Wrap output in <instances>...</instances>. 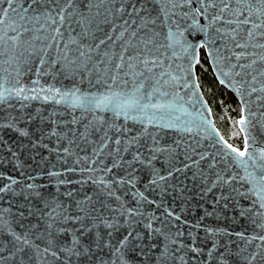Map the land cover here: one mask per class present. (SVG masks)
I'll use <instances>...</instances> for the list:
<instances>
[{
    "label": "water",
    "instance_id": "1",
    "mask_svg": "<svg viewBox=\"0 0 264 264\" xmlns=\"http://www.w3.org/2000/svg\"><path fill=\"white\" fill-rule=\"evenodd\" d=\"M29 3L30 0H14L15 13L9 11L5 15L0 12V20L4 21L0 24V36L7 33V42L0 41V91L5 97H8L9 90L13 93L11 98L0 101V125H7L0 126V188L11 184L12 180L17 181L11 184L10 190L0 192V227L8 225L0 231V264H21L22 256L24 264H64L63 253L58 252L60 259L45 253L44 241L34 235L30 238L40 246V253L28 261L31 250L27 254L17 253L13 237L14 234L23 235L30 225H37L39 233L45 232L48 223H52L55 229L68 231L79 227L71 220H61L56 213L82 216L83 212L78 207L80 202H84L82 207L97 210L93 215L99 213L107 222H119L116 240L129 231L134 236L139 233L133 244L140 247L126 252L127 264H178L171 254L160 260L165 243L173 249L178 244L165 241L161 235H149L147 227L151 220L152 228H163L165 234H174L176 228L162 223L170 219L166 218V210L181 215V221H174L184 232L179 242L191 245L194 238L195 247L203 249L197 254L187 247L182 248L176 253L177 257L183 255L185 258L179 264H248L249 260L251 264H264L259 255L255 260L251 259L253 254H264V239H261L264 237V208L260 207L257 195L249 193L242 196L233 191V188H238L240 192H248L249 184L231 179L237 173L241 176L245 173L216 157L219 145L213 146V137L209 134L213 130L220 136L222 134L198 84L197 64L191 61L195 67L188 70L190 62L179 54V49L176 50L177 55H173V51L165 46L169 28L165 14L158 11L164 4L155 0H94L98 7L89 9L86 0H79L78 12L85 13L90 23L82 22L79 26L75 22L71 26L66 23L60 28L63 35H59L53 30L58 25L52 24L46 16H41L39 21L32 18L39 5H34L33 10L27 13L22 11ZM133 5L136 6L135 11ZM141 6L145 10L142 11ZM8 7L5 0H0V8ZM48 7L53 6L50 4ZM121 7L124 12L118 10ZM168 8L171 9V4ZM175 11L180 12L181 9ZM21 15L26 19L21 20ZM149 15L153 19L158 15L160 18L155 25L149 23L146 32L142 28ZM81 19L77 14L76 20ZM149 37H152V43L146 45ZM101 40L104 43L101 44ZM210 47L219 48L221 55L217 56L215 51L210 55L205 49H199L198 59L202 51L217 84L236 100L239 108L245 106L246 115L248 112L253 114L248 117L254 125L248 127V151L256 156L258 164L264 165V159L259 156L264 151V63L260 62L264 49L235 48L232 41L227 42V50L224 42L220 41ZM242 52H246V56L237 61L235 56ZM223 56L232 59L225 60ZM144 60H158L159 63L145 65ZM253 60L257 63L252 64ZM237 63L244 68H234ZM222 72L229 75L223 76ZM236 72L240 75L237 76ZM113 76L117 78L114 89L130 92L143 83L141 93L154 94L151 103L171 102L174 110L153 113L148 109L146 114L133 113L143 115L144 123H140L131 116L125 119L123 115L116 116L110 111H88L72 106L73 94L83 97L106 92ZM220 79H224L225 84H221ZM18 87L25 89V95H37L39 98L16 96ZM161 92H166L167 96H161ZM143 102L148 103L147 100ZM150 118L153 123H149ZM169 124L170 128L167 127ZM186 128H191V133L185 131ZM20 130L27 131L29 136H20ZM53 132L56 134L52 135ZM241 137L244 141V134ZM33 143L37 146L32 147ZM153 147L157 149V158L150 167L133 163L137 177L134 187L112 184L113 180L127 176L125 169L137 151L141 159H145L150 157L148 149ZM201 154L206 159L198 166L175 173L179 180L169 178L160 181L162 185L181 184L184 186L183 194L177 191L161 199L156 185H151L155 192L149 188L151 176L158 180L159 176H167L170 168H183L184 164L190 163L187 157L199 160ZM114 162L120 167H113ZM213 164L215 166L210 167ZM109 168L111 171H106ZM252 170L250 166L249 171ZM49 171L60 175L49 177ZM193 172L198 173L195 180L192 179ZM216 173L229 182L222 180L211 192L202 194L203 189L217 182ZM201 176L204 177L203 182ZM101 179L111 185L114 196L104 194L108 189L103 183H94ZM28 184L42 185L37 189L41 195L32 193L26 187ZM256 191L264 195V182L258 178ZM134 193L147 199L137 204L139 197L134 198ZM222 195L231 198L219 199ZM87 197L91 200H86ZM217 199L219 203H216ZM53 209L56 210L53 212L55 220L44 215ZM136 209L140 214L128 215L129 210ZM249 209L246 215L241 214ZM205 212L213 215L206 216ZM184 220L191 225L199 222L201 227L189 228L183 224ZM83 222L92 223L91 220ZM207 228L217 232L214 239L218 246L211 257L207 253L212 248L213 239L206 238ZM100 231L108 229L102 224ZM66 236L67 232L60 239H66ZM141 251L145 255H141ZM103 255L109 260L112 258L107 250Z\"/></svg>",
    "mask_w": 264,
    "mask_h": 264
},
{
    "label": "snow or ice",
    "instance_id": "2",
    "mask_svg": "<svg viewBox=\"0 0 264 264\" xmlns=\"http://www.w3.org/2000/svg\"><path fill=\"white\" fill-rule=\"evenodd\" d=\"M5 2L9 5L7 9L0 8V12H3L5 15L8 14L9 11L15 13L17 11V7L14 4V0H5ZM156 3L164 4V7L160 8L158 11L165 14V20L167 21V27L169 31L166 34V40L168 43L165 45L167 48L173 51V55H177V49H179V54L184 58L189 60V69L195 67L191 61H195L196 64H199L200 61L198 59L197 53L199 49H205L206 51L211 53L213 51L216 52L217 56L221 55L219 48H211V45H215L218 41L224 42L225 50H227V42L232 41L233 46L235 48L247 49V48H260L264 49V0H155ZM79 0H30L28 6L22 11L24 13L33 10L34 5H39V9L34 11L33 19L39 21L41 16H46L47 20H50L52 24L58 25V27L53 30L59 34L63 35L60 32V28L64 26V24H68L71 26L73 22L77 23L79 26L83 23H90L88 17L83 12H78L77 5ZM86 3L91 9L92 7H98L94 0H86ZM52 5L53 7H48V5ZM168 4H171V9L168 8ZM196 5V7H190V5ZM181 9L180 12L175 11L176 9ZM187 8V10H183ZM121 12H124V8L121 7L118 9ZM136 10V6L133 5V11ZM141 10H145L143 6H141ZM55 13V15H53ZM77 14L82 18L81 20H76ZM131 15V13H128ZM159 15L156 19H153L150 15L145 18V24L142 30L147 32V26L149 23L155 25L159 20ZM21 20H25L26 17L21 15ZM47 22V21H46ZM4 21L0 20V24H3ZM174 29V30H173ZM25 31L27 29L25 28ZM158 35V34H157ZM7 33L3 36H0V41H6ZM14 39V38H11ZM55 39V37H53ZM243 41V43H241ZM100 43H104L103 40ZM152 43V37L146 41V45ZM67 47V45H65ZM99 47V45H97ZM246 56V52H242L240 55H236L235 59L239 61L240 59ZM179 58V57H178ZM123 59V57H121ZM225 60H231L232 57L223 56ZM215 62V58H213ZM260 62L264 63V55L260 57ZM143 63L145 65L151 63L153 65H157L159 63L158 60H144ZM257 63L256 60L252 61V64ZM119 69L120 65H116ZM234 68H244L242 64L233 65ZM251 67V65H249ZM150 70V69H149ZM162 75H168V73H162ZM223 76H228V72H222ZM236 75L239 76L240 73L236 72ZM112 84H107V91L100 93L99 95L93 94L91 96H83L78 97L73 94V107H79L86 109L88 111H110L113 112L116 116L123 115L125 119H128L130 116L134 120H138L140 123H144L143 115L136 116L133 113H141L146 114L148 109H151L153 113L159 112L161 110L173 111V105L171 102L168 103H151L153 99V93L142 94L141 89L143 88V83L139 86L133 88L130 92H125L123 89H114L113 85L117 84V78L113 76ZM175 79V77H172ZM159 82V81H158ZM125 83H127L125 81ZM221 84H225L224 79H220ZM255 91V89H253ZM13 93L9 90L8 97H5L4 92L0 91V101H4L7 98H11ZM15 95L22 99H37L39 98L37 95H33L29 97L25 95V89L22 87H18L16 89ZM161 96H167L166 92H161ZM147 100L148 103H144L143 101ZM59 103L60 101H56ZM253 115L251 112H248L246 115L245 106H241L240 108V118L235 120L233 123L236 128L235 134H244V147L243 150L238 149L232 144L228 143L223 136H220L218 132H211L209 135L213 137V146H217L218 150L216 152V157H219L221 161L225 163H229L234 165L236 168L241 169L245 175L241 176L237 173L235 176L231 177L233 180H237L240 183H247L250 185L248 192H240L238 188H233L234 192H238L242 196H247L249 193L255 194L258 196L260 200V207L264 208V195L257 193L256 191V181L257 178L260 182H264V165H260L257 163V158L255 155L249 153V136H248V127L254 126L252 125V121L248 118ZM179 119V117H176ZM149 123H153L151 118L149 119ZM7 126V125H0ZM167 127H171V124L167 125ZM15 131L16 129L13 128ZM185 131L191 133V128H186ZM56 133H52L55 135ZM19 135L22 137H28L29 133L24 130L19 131ZM83 136V134H81ZM218 137V139H217ZM117 144L120 143L119 140L116 141ZM155 143V142H154ZM37 144L33 143L32 147H36ZM47 147V145H44ZM125 152L128 151L127 148L124 149ZM150 153L149 158L141 159V154L139 151L135 153L132 157V162L128 163V168L125 169L127 176H122L118 180H113L112 184H128L132 187L135 186V181L137 177L134 175L136 169L133 167V163H140L142 166H151L152 161L157 158L156 152L157 149L155 147L148 149ZM159 151H165V149H159ZM67 152V149H65ZM193 154L195 155V149H193ZM13 156L16 155L15 152L12 153ZM260 159H264V151L260 154ZM43 159V157H42ZM190 163L184 164L183 168L176 167L174 170L172 168L169 169L167 176H159L157 180L153 175L149 180L148 186L152 191H156L155 188H151V185H156L157 188L160 189V196L163 199L166 195H172L174 192H180L183 194L184 186L181 184H173L162 185L160 181H166L169 178H175L179 180V177H175L176 172H186L192 168L193 165H199L200 161L206 159V156L201 154L199 160H193L192 157H187ZM215 159V157H214ZM215 165H211L210 167H214ZM253 169L249 171V167ZM113 167H120V164L117 162L113 163ZM71 171V169H69ZM106 171H111V169H106ZM49 177H55L60 175L57 172L49 171L47 173ZM151 175V174H150ZM198 173H192V179L195 180L197 178ZM217 182H214L211 187H207L202 190V194L211 192L213 188L217 187L218 184L224 180L221 177L220 173H216ZM31 179H35V177H31ZM201 181H204V177L201 176ZM224 182H229L224 180ZM17 183L16 180H12L11 184ZM61 183H65L61 181ZM94 183H103L104 188L108 189L106 194L109 197L115 195V193L111 190V185L104 182L102 179L99 181H94ZM11 184L6 185L3 188H0V192H4L6 190L11 189ZM28 189L32 191L37 196L41 194L37 190L38 187H43L42 185L37 186L35 184H28L26 186ZM169 187H171V191H169ZM103 193V190H101ZM71 195V192H69ZM134 198L137 196V204L140 203L141 200H146L142 194L134 193ZM230 196H221L219 199H229ZM117 200L120 197H116ZM175 199V197H174ZM219 199H217L216 203H219ZM86 200L90 201L91 197H87ZM150 203H154L155 201H149ZM84 202H80L78 207H80L81 212H83L82 216L71 217L68 215H64L61 213H56L57 216L61 218L63 221L71 220L73 223H78L80 226L77 228H73L71 231L66 229H55L52 223H48L46 225V230L44 233H39L36 231L37 225H30L29 230L26 231L23 235L14 234L13 237V246L16 249L17 253H28V250H31V255H28V261H31L34 257L38 256L40 253V246L34 243V240L31 239V236H35L36 239H42L44 241V249L45 253H50L53 256H56L57 259H60L58 252L64 254V264H127L126 260V252L129 250H135L140 247L138 244H133V240L139 238V233L135 236L132 231H129L126 235H124L121 239L116 240L115 233L119 231V222L117 220H113L112 222H107L106 218L97 213L93 215V212H96L95 209H89L86 207H82ZM183 210V209H182ZM56 210L53 209L52 212H49L47 215L49 218L55 220L53 217V212ZM111 211H115L112 209ZM247 211H242V215H246ZM31 214V213H30ZM140 214L139 210H129L128 215ZM23 216V213L20 214ZM123 215V213H121ZM142 215V214H141ZM206 216H212L213 213L205 212ZM166 221L162 223H166L170 225L172 228H176L177 231L172 234H165L163 228H152L151 220H149L147 227L149 229V235L157 234L164 236L165 241L178 244L176 248H169L168 243H165L161 248L160 260H165L169 254H171V258L179 262L184 261V256L180 255L176 256L177 252H180L182 248L187 247L189 251L193 253H201L203 249L195 247V239L193 238L191 245H185L182 242H179V238L184 235V232L180 230V226L175 224L174 221H181V215L175 213L173 210H166ZM2 219V217H0ZM158 219V218H157ZM203 217L201 218V220ZM84 220H91V224H85ZM58 222V221H57ZM126 223L128 221H125ZM104 225L108 231L103 232L100 231L101 225ZM184 225H187L189 228L195 227L196 229H200L201 224L198 222L195 225H191L187 220L183 221ZM7 224H4L3 227H7ZM3 227H0V231H3ZM67 232L66 239H60L61 235H64ZM206 238L213 239L212 248L208 250L207 255L211 257L213 252L217 248V243L214 239V236L217 234L215 229L207 228L205 229ZM189 237L192 236V233H188ZM239 235V234H238ZM264 239V237H261ZM115 240V243L113 241ZM107 250V254L112 258L109 260L106 258L105 251ZM141 255H145L142 251ZM257 255L260 256L261 259H264V254H253L251 259L255 260ZM14 258V255H13ZM21 264H24V257H21ZM248 264H251V260H249Z\"/></svg>",
    "mask_w": 264,
    "mask_h": 264
},
{
    "label": "trees",
    "instance_id": "3",
    "mask_svg": "<svg viewBox=\"0 0 264 264\" xmlns=\"http://www.w3.org/2000/svg\"><path fill=\"white\" fill-rule=\"evenodd\" d=\"M200 63L196 66V76L200 89L211 109L215 124L225 140L242 149L241 134H235L234 121L240 118V108L236 100L214 79L204 53L200 52Z\"/></svg>",
    "mask_w": 264,
    "mask_h": 264
}]
</instances>
